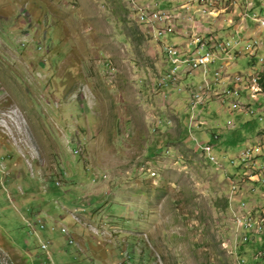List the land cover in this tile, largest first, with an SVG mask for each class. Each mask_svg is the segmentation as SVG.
<instances>
[{
	"label": "rangeland",
	"instance_id": "374dc122",
	"mask_svg": "<svg viewBox=\"0 0 264 264\" xmlns=\"http://www.w3.org/2000/svg\"><path fill=\"white\" fill-rule=\"evenodd\" d=\"M242 10L239 0H0V264H238L236 233L248 227L235 218L249 214L253 235L264 227V128L221 110L219 89L192 114L204 80L188 66L164 78L167 47L223 41ZM255 24L238 34L263 41ZM232 60L225 72L248 67ZM211 129L221 143L209 161L192 137Z\"/></svg>",
	"mask_w": 264,
	"mask_h": 264
},
{
	"label": "built area",
	"instance_id": "2783aa9c",
	"mask_svg": "<svg viewBox=\"0 0 264 264\" xmlns=\"http://www.w3.org/2000/svg\"><path fill=\"white\" fill-rule=\"evenodd\" d=\"M239 1L241 2V4H243V10L239 12L238 20L241 23L239 25V28L236 29L235 26L224 24L225 29L231 27L230 30L233 31L232 32L234 33L232 34L233 42H229V45L219 44V49H212V41H217V40H213L211 35H208V36L206 35L205 38L200 35L199 36L197 35V36H194L191 40V42H193V52L192 53H179V48H171V47L168 48L167 47V55L169 58L170 67L168 68V72H166V74H174V75L179 76L181 69H177L176 67L175 55L183 54L184 66H188V68L190 69L189 72L194 73V74H199L202 76L204 80V89L202 86L201 87L199 86L200 90H198V88H195L191 92L190 108L193 114L195 111H198V110H195V101L199 97H209L208 94L211 93V85L213 82L223 81L222 69L224 66L222 65H225L227 61L234 59L236 57L235 54L237 52H239L241 55L249 57L251 66L248 70L244 72H235V73L229 74V77L236 78V86H239V95L242 98V107H233L232 105V113H233V109L243 110L245 107H254L253 118H255L260 123L264 121V94L257 93L256 88L253 87V78L256 73L257 66L260 63H262L264 60V50H262L263 51L262 53L258 54L259 50H254L251 47L250 38H244L240 36L238 33L243 32L248 28L247 20L251 19L255 24L256 15H262V13L264 12V2L260 1V3L256 4V8H248L249 0H239ZM147 13L146 15H141V19L144 21L151 22L153 17L156 16V13H152V15L150 16H149L150 13L148 14ZM164 17H166L165 12H164ZM159 18H163V17H159ZM256 26L259 27L260 32L262 34L264 32V25H256ZM204 56H211V72H204V69H203ZM251 56L255 57V62H257L256 65L252 63ZM217 62H218V65L219 64L220 65L213 67V64ZM170 83H164V85L167 86ZM229 104H232V103H229ZM222 109L224 110V105H222ZM227 124L234 125V122L230 121ZM2 125H3V122H0V128ZM214 137L216 136L214 135ZM192 138L193 140H195L196 144L199 143L196 137H192ZM200 142H204V141H200ZM252 153H253V150H246V149L243 150L241 154L238 156L237 161L245 162L252 155ZM205 155L207 156L209 160L208 153H205ZM3 161H4V158L1 159L0 157V167L1 168L3 166L5 168ZM213 164H217V163H213ZM234 222L237 225V230H240L241 225H248L247 234H240V232L236 233L235 241L237 239L238 240L235 244V250L237 252L238 246L241 243H243L244 240L255 239V235H253V228H255V222H250L249 214H242V215L237 216ZM62 230L63 232L67 233V229L65 227H63ZM262 234H264V227L260 228V235ZM238 264H243V260L238 259Z\"/></svg>",
	"mask_w": 264,
	"mask_h": 264
},
{
	"label": "crops",
	"instance_id": "0c3cea01",
	"mask_svg": "<svg viewBox=\"0 0 264 264\" xmlns=\"http://www.w3.org/2000/svg\"><path fill=\"white\" fill-rule=\"evenodd\" d=\"M230 17H232V18H230ZM234 17H236V16H229V19L228 20H231L232 21V23H233V20L232 19H234ZM226 22V21H225ZM255 22H256V24H258V22L255 20ZM257 36H261V32H259V34H257ZM217 41H222V40H220V38L218 39V38H215ZM230 39H233V35H231L229 38H225L223 41H227V40H230ZM213 42V41H212ZM180 49H182V48H180ZM256 50L258 49V50H264V40H263V42H262V44H260L257 48H255ZM185 51V52H184ZM193 52V45H190V46H188L187 45V48L186 49H183L182 50V52L181 53H192ZM246 56H244V55H239V56H236L235 58H234V61H236V63H237V61H239V59L240 58H245ZM246 59L248 60V62H247V66L248 67H246V68H244V69H242L243 71H232V68L234 67V65L232 66H230L226 71L227 72H225L223 69H222V79H223V81L222 82H213L212 83V85H211V89H212V91L214 92V94H216V95H218L219 96V94H217L218 93V91L219 90H221V92H222V94L224 95V97L225 96H229L226 100L224 99V98H221L220 100L222 101V103H221V105H224L225 103H227L228 104V106H227V109H226V111H228V112H230V113H232V105H233V107H242V99H241V96L239 95V86H236V78L235 77H229V74H232V73H235V72H244V71H246V70H248L249 68H250V64H251V62H250V58L249 57H246ZM175 60L176 61H178V65H179V69H182V67H184V58H183V54H179L176 58H175ZM231 61H233V60H231ZM235 63V64H236ZM226 64H228L227 62H226ZM261 65L262 64H264V60H263V62L262 63H260ZM211 65V62L207 65V66H203V69H204V72H211V69L209 68V66ZM211 67V66H210ZM257 67H259V66H257ZM257 72V71H256ZM260 74V72H257V73H255V77L253 78V87H255L256 88V90H257V93L258 94H264V89H263V87H262V85H261V83L259 82V78L257 77L258 75ZM178 76V75H177ZM193 80H195L194 79V77L192 76L191 77ZM263 82H264V80H263ZM215 87L217 88V89H219L218 91L217 90H215ZM232 87V88H231ZM227 90H232L233 92L234 91H237L238 92V95H232V94H226V91ZM227 101V102H226ZM229 103H232V104H229ZM226 108V107H225ZM221 110H223V109H221ZM240 110V111H239ZM251 110H253L254 111V107H248V108H244L243 110H241V109H233V112L234 113H236V112H238V113H243V114H245L246 116H250V117H253V113L251 112ZM224 111V110H223ZM191 117V116H190ZM263 122H260L259 124H261L259 127H261V128H264V123L262 124ZM209 134V133H208ZM210 135V134H209ZM204 142H208V141H204ZM210 142V141H209ZM250 150V149H249Z\"/></svg>",
	"mask_w": 264,
	"mask_h": 264
},
{
	"label": "trees",
	"instance_id": "16d2710c",
	"mask_svg": "<svg viewBox=\"0 0 264 264\" xmlns=\"http://www.w3.org/2000/svg\"><path fill=\"white\" fill-rule=\"evenodd\" d=\"M254 8H256V5L254 6ZM256 16H259V15H256ZM251 58H252V63H254L256 65L257 62H255V60H254L255 57L251 56ZM260 74L262 76H260L259 81H260V83H261V85H262V87L264 89V82H263V80H264V72L260 71ZM251 118L256 120L253 117H251ZM263 123H264V121H263ZM259 126H260V124L256 120L255 127L259 128ZM208 133L210 134V137L206 141L213 142L215 144L216 148H217L219 146V144L221 143V141H220V133L214 132L212 129L209 130ZM214 135L216 137H214ZM237 138L238 137L236 136V138L232 139L233 143L237 142V140H236ZM84 168H85V166H84ZM260 239H261V236L258 234V235H255V239L244 240L243 243H241L238 246V248H237V257H238L239 260H243V264H258V263L264 264V239L261 242H259Z\"/></svg>",
	"mask_w": 264,
	"mask_h": 264
},
{
	"label": "bare ground",
	"instance_id": "6f19581e",
	"mask_svg": "<svg viewBox=\"0 0 264 264\" xmlns=\"http://www.w3.org/2000/svg\"><path fill=\"white\" fill-rule=\"evenodd\" d=\"M250 4V3H249ZM252 8V7H251ZM145 12V11H144ZM141 14V13H140ZM140 16V15H139ZM156 16L157 17H164V12H157L156 13ZM260 17V16H259ZM255 20L258 22V24L259 25H264V18H258V16H256L255 17ZM159 34H160V32H159ZM161 35V34H160ZM229 42H233V39H230V40H227V41H213L212 42V49H219V44H221V45H229ZM262 38L261 37H259V38H254L253 40H250V45H251V47L255 50V48H257L260 44H262ZM190 45H193V42H190ZM172 48V47H171ZM179 54H176L175 56L177 57ZM175 57V58H176ZM176 61V60H175ZM178 62V61H177ZM211 62V56H204V58H203V66H207L209 63ZM177 67V66H176ZM176 78H177V75H174V74H166V78H164V81L165 82H174L175 80H176ZM164 88V87H163ZM215 89H217V88H215ZM212 90V89H211ZM226 94H232V95H238V92L237 91H232V90H227L226 91ZM201 98V97H200ZM203 98V97H202ZM206 101H207V99H206ZM205 101V102H206ZM196 102L198 103L199 102V100L197 101L196 100ZM200 103V102H199ZM201 105H199L198 107H200ZM198 107H196V108H198ZM195 108V109H196ZM240 111V110H239ZM206 143V144H205ZM203 144H205V145H209V146H206V147H204L205 145H203ZM200 148H201V150L203 149V147H204V151L205 152H207V153H210L211 152V150L213 149V146H214V150H215V144L214 143H207V142H199L198 144H197ZM210 145H213V146H210ZM247 149V148H246ZM213 150V151H214ZM203 151V150H202ZM204 152V153H205ZM210 158H211V160L212 161H215L216 160V156H213V155H210ZM218 160V159H217ZM250 222H253L252 220H250ZM246 228L248 227V225H244ZM44 245V244H43ZM41 246L42 247V249H46V245L45 246Z\"/></svg>",
	"mask_w": 264,
	"mask_h": 264
},
{
	"label": "clouds",
	"instance_id": "9594fccd",
	"mask_svg": "<svg viewBox=\"0 0 264 264\" xmlns=\"http://www.w3.org/2000/svg\"><path fill=\"white\" fill-rule=\"evenodd\" d=\"M41 227H43V224L41 225ZM66 228V227H65ZM67 229V228H66ZM66 235L68 236V241H69V243H73V242H75L74 240H73V238L70 236V232H69V230L67 229V233H66ZM70 240H71V242H70ZM76 243V242H75ZM78 250H79V247H78Z\"/></svg>",
	"mask_w": 264,
	"mask_h": 264
}]
</instances>
